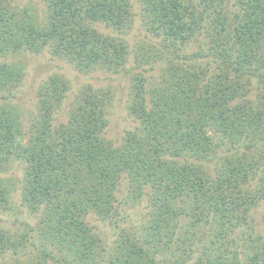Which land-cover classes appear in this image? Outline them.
<instances>
[{"label":"trees","instance_id":"obj_1","mask_svg":"<svg viewBox=\"0 0 264 264\" xmlns=\"http://www.w3.org/2000/svg\"><path fill=\"white\" fill-rule=\"evenodd\" d=\"M137 3L138 26L160 49L142 44L136 68L160 67L151 82L131 76L127 111L135 126L114 144L105 137L109 90L80 87L55 121L70 85L52 75L24 114L15 101L24 67L13 60L47 53L80 73L124 71L129 0H41L39 15L0 0V210L14 187L4 176L16 162L21 203L37 216L42 248V259L20 264H157L162 237L184 218L185 232L212 227L215 248L193 259L182 243L174 264H242L240 249L251 253L247 264H264V240L242 230L240 243L236 234L252 231L250 211L264 206V0H232V9L229 0ZM191 42L198 50L187 54ZM253 79L261 85L255 101ZM122 184L132 202L150 190V217L139 242L126 237L107 252L88 218L116 214ZM24 238L0 231V255L16 253Z\"/></svg>","mask_w":264,"mask_h":264},{"label":"rangeland","instance_id":"obj_2","mask_svg":"<svg viewBox=\"0 0 264 264\" xmlns=\"http://www.w3.org/2000/svg\"><path fill=\"white\" fill-rule=\"evenodd\" d=\"M15 1L18 5L29 7L33 9L36 14H40L39 10L42 7L41 0ZM129 3L131 5V13L133 14L134 21L131 29L120 36L124 39L129 51L124 71L117 74H107L104 72L80 73L72 70L67 64H64L60 60L50 58L47 53H24L14 58L13 61L21 62L24 67L23 80L18 88L15 100L20 104L21 111L24 114L33 112L37 89L48 77L52 75H62L69 82L70 91L67 98L63 101L61 109L55 115V121L64 120L66 110H68L70 103L73 101L74 95L80 87L88 84L95 89L109 90V95L111 96V106L108 109V125L105 137L110 142L119 144L125 132L133 130L135 123L130 118L127 111L130 78L133 75H138L146 78L148 82H151L155 79L158 68L160 67L159 64L154 63L152 69H149L148 65L144 68H136L135 54H137V57L138 54H142V52L138 50L142 44L149 47V51H151V46H153L155 52L160 49V46L157 43L158 40L151 39L143 32L140 26H138L137 16L139 9L137 0H129ZM231 4L232 0H229L227 4L229 9H232L230 7ZM108 32L109 31H104V33ZM197 47V43L191 42L184 52L190 54L198 50ZM162 58V62H166L167 57ZM260 87L261 85L257 82V79L251 81V86L249 88V90H251L249 96L251 100H256V94L260 93ZM8 169L4 177L11 178L14 182V187L10 192L8 204L0 210V231L7 233L12 238L24 236L27 242H25L24 246L16 253L9 250L5 254L0 255V264H20L27 263L30 259H42L40 257V250L42 248L38 242V238H36L37 233L34 229L37 216L27 211L25 206L21 203L20 190L18 187L21 166L16 162H12ZM127 190L126 186L122 184L114 194V208L116 214L111 218L105 221H99L94 216L88 218L93 232L98 236L102 248L107 252L113 251L114 248L122 242L126 244V237L130 241L132 239L139 242V239L145 234L144 227L146 226V221L150 217V206L145 194L150 190L144 189L142 197L135 202L131 201V193ZM248 219L251 220L249 226L252 231L240 228L236 230V234L239 235L238 237L241 236L242 230H245L246 233L244 236L246 238L248 233H252V237L258 234L261 240H264V206L257 205L256 208L251 209ZM188 221V218L179 220L175 224L173 230H169L172 236H169L167 233L166 237H162L163 242L160 244L161 247L154 254V259L157 264H174L180 252H174L173 248L182 243L187 253L188 251H192V255L194 256L193 259L198 258L201 253L204 254L205 248H215V246L210 244L214 235L212 227H208L207 225L200 227L201 229L199 231L189 229V231L185 232L184 226L188 225ZM171 226L172 224L170 227ZM242 237L243 236H241L238 242L242 243ZM240 250L241 253H239L237 259L242 264H247L246 258H248L251 253L244 249ZM50 264L52 263L50 262Z\"/></svg>","mask_w":264,"mask_h":264}]
</instances>
